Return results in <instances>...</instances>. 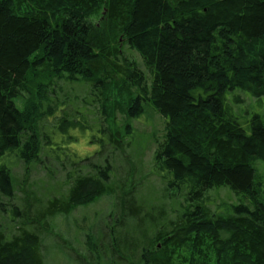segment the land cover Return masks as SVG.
Here are the masks:
<instances>
[{
	"label": "trees",
	"instance_id": "obj_1",
	"mask_svg": "<svg viewBox=\"0 0 264 264\" xmlns=\"http://www.w3.org/2000/svg\"><path fill=\"white\" fill-rule=\"evenodd\" d=\"M63 82L88 85L105 122L68 113ZM248 97L262 111L246 118ZM263 102L264 0H0V264H47L49 222L105 196L115 211L84 230L74 264H264ZM147 110L165 122L161 205L140 198L128 155ZM94 124L80 155L78 131ZM37 167L64 181L40 196L26 180ZM225 188L240 204L214 213L209 194Z\"/></svg>",
	"mask_w": 264,
	"mask_h": 264
},
{
	"label": "rangeland",
	"instance_id": "obj_2",
	"mask_svg": "<svg viewBox=\"0 0 264 264\" xmlns=\"http://www.w3.org/2000/svg\"><path fill=\"white\" fill-rule=\"evenodd\" d=\"M92 21L96 25H99L100 17L94 18ZM120 54L124 57H122V59L134 61L141 67L144 66L140 55L135 51H130L124 43L121 46ZM62 85L64 87L62 94H65L66 92L69 95V99L65 98L69 104V107L67 108L68 113H71L74 116L76 111H79V108H82L84 105L89 107L90 114L93 116L89 117L88 122H105L104 117H101V106L103 103L101 100V102L99 101V98L97 99L92 95V89L88 85L81 83L71 84L68 82H63ZM62 94L58 96L62 97V99L59 98L60 103H62L63 100ZM34 96L35 92L33 93V97ZM256 102L257 101L255 99L251 100L248 97L242 113L244 116L246 115V118H248L249 115L251 116L252 113H261L262 110L256 106ZM110 105L112 108H114V105L112 106V102ZM42 107H45V104H43ZM262 109L264 115V104ZM53 119L49 124L50 127H55V125L60 121L59 119L56 122V119ZM116 119L119 124L125 122V119L120 114V112L116 114ZM132 124L134 126V130L127 135L128 141H130L132 144L130 150H128V155L131 157L133 162V167H131L134 171V180L136 181V187L138 188L137 191L141 196L140 198L143 197L145 198L144 200H147L152 204L161 205L160 203H163L162 201L164 200L162 198L164 186L160 182V178L151 172L153 156L156 149V144L153 137L156 135V137L159 138L162 130L164 129L165 122L159 115L151 112V110H147L141 119L132 120ZM100 127L101 124H94L85 132L78 131V133L82 136L75 146H77V150L80 155L86 156L88 155V152L92 150L90 145L91 139L93 136L100 137L97 133ZM123 132L126 134L125 129ZM76 137L80 138L79 135H76ZM254 168L257 173L256 183L258 185V192L260 193L261 200L264 201V163L256 160L254 162ZM55 171V175H53L52 180H50L46 178L45 173L37 167L36 169L32 170L31 174L26 178V180L30 181V185L40 187V196L48 195L51 193V189L56 186L58 187L59 183L63 182L65 178V176L58 171V169ZM127 171L128 167L123 164V169L119 172V177L122 179L125 178ZM18 173L21 175V180H23V170H19ZM50 186L53 187L51 188ZM208 199L209 204H211V210L214 213L220 214L223 212L225 207L234 204L238 206L240 204L239 197H235L227 188L210 193ZM114 203V197L112 198L105 196L99 198L98 201H93L92 204L88 206L76 209L68 216H58L49 222V226L51 228L49 229L53 234L46 233L45 237H43V246H45L46 249L44 253L46 263L74 264L72 260H70V255L75 254V251H78L81 254L85 252L84 245L86 237L84 230H88V228L94 224L96 219L100 220V222L103 219L107 220L108 215L113 210L115 211ZM68 249L72 251L70 254H67L69 252L67 251Z\"/></svg>",
	"mask_w": 264,
	"mask_h": 264
}]
</instances>
